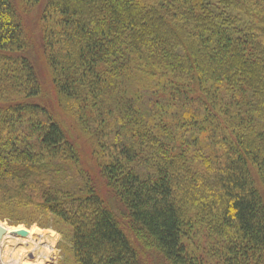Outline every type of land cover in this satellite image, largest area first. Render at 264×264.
I'll return each instance as SVG.
<instances>
[{
    "label": "trees",
    "instance_id": "trees-1",
    "mask_svg": "<svg viewBox=\"0 0 264 264\" xmlns=\"http://www.w3.org/2000/svg\"><path fill=\"white\" fill-rule=\"evenodd\" d=\"M20 1L43 3L44 59L99 168L36 101L31 40L0 0V210L62 219L78 264H191L190 201L247 245L228 263L264 264V0Z\"/></svg>",
    "mask_w": 264,
    "mask_h": 264
},
{
    "label": "rangeland",
    "instance_id": "rangeland-1",
    "mask_svg": "<svg viewBox=\"0 0 264 264\" xmlns=\"http://www.w3.org/2000/svg\"><path fill=\"white\" fill-rule=\"evenodd\" d=\"M17 10L22 15L23 26L31 40V54L39 70L41 78V93L36 98L40 104L48 108L62 125L78 138L86 158L84 165L90 169L99 168L96 158L97 147L93 141L79 128L75 120V114L69 110L65 101L60 97L53 83L51 69L43 56L41 23L43 3L29 9L20 0H14ZM228 96H224L227 99ZM223 108L227 106L222 104ZM244 113V112H243ZM226 116V115H224ZM225 121V119H224ZM228 131V130H226ZM227 134L231 133V129ZM83 168V166H82ZM84 169V168H83ZM9 211L0 210V225L8 230L0 240V264H78L73 249V228L56 216L37 214L30 216V220L41 219L42 225L38 223L25 224L18 222L16 215L7 216ZM184 216L188 222L183 242L190 255L191 264H232L229 260L235 259L234 252L238 245L243 251L247 245L235 240L233 230L227 229L228 235L223 232L226 227H220L219 221L214 220L209 214L188 201L184 205ZM30 232L28 237L13 235L12 232L20 229ZM230 236V237H229ZM249 259H244L243 252L239 254V264H255L259 256L255 258L252 254ZM144 264H167L163 262L155 252L148 253ZM144 259V261H145Z\"/></svg>",
    "mask_w": 264,
    "mask_h": 264
},
{
    "label": "water",
    "instance_id": "water-1",
    "mask_svg": "<svg viewBox=\"0 0 264 264\" xmlns=\"http://www.w3.org/2000/svg\"><path fill=\"white\" fill-rule=\"evenodd\" d=\"M8 233V230L0 225V240L1 238ZM13 235L21 236V237H28L30 235L29 230L23 228L20 230H16L15 232H12Z\"/></svg>",
    "mask_w": 264,
    "mask_h": 264
}]
</instances>
